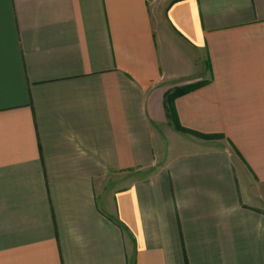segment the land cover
<instances>
[{"label": "crops", "instance_id": "crops-1", "mask_svg": "<svg viewBox=\"0 0 264 264\" xmlns=\"http://www.w3.org/2000/svg\"><path fill=\"white\" fill-rule=\"evenodd\" d=\"M0 264H264V0H0Z\"/></svg>", "mask_w": 264, "mask_h": 264}, {"label": "trees", "instance_id": "trees-1", "mask_svg": "<svg viewBox=\"0 0 264 264\" xmlns=\"http://www.w3.org/2000/svg\"><path fill=\"white\" fill-rule=\"evenodd\" d=\"M196 87H190V88H187V89H184V90H181L180 92L178 93H175V95L173 96V98L171 99V101H173V99H175L176 97L188 92L190 89H195ZM171 117L173 118V120L176 121V112H175V109L174 107L172 106V103H171ZM177 129L181 132H188L187 130L183 129L182 127L180 126H177ZM194 135L200 137V138H204V139H209V138H212L211 136H206V135H202V134H199V133H193Z\"/></svg>", "mask_w": 264, "mask_h": 264}, {"label": "rangeland", "instance_id": "rangeland-1", "mask_svg": "<svg viewBox=\"0 0 264 264\" xmlns=\"http://www.w3.org/2000/svg\"><path fill=\"white\" fill-rule=\"evenodd\" d=\"M134 177V176H133ZM132 176H130L129 178H133ZM128 178V177H127Z\"/></svg>", "mask_w": 264, "mask_h": 264}]
</instances>
